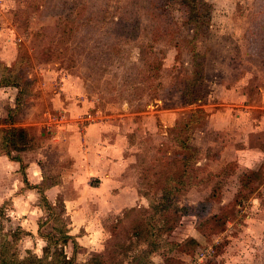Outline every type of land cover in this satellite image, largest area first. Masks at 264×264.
<instances>
[{"label":"rangeland","instance_id":"obj_1","mask_svg":"<svg viewBox=\"0 0 264 264\" xmlns=\"http://www.w3.org/2000/svg\"><path fill=\"white\" fill-rule=\"evenodd\" d=\"M203 1L209 25L193 39L182 0H0L19 84L0 95V110L16 106L15 124L32 136L27 160L41 158L39 175L67 172V140L89 123L121 124L122 145L132 139L138 154L126 204L118 191L82 181L78 196L66 183L65 218L78 245L65 251L78 262L102 254L110 264H131L155 222L171 242H199L187 244L192 253L163 246L156 264H264V178L242 190L240 181L264 160L257 150L264 147V0ZM161 202L165 209L156 208ZM11 203L0 206V239L13 241L21 257L41 256L54 223L40 226L45 213ZM230 204L224 227L207 222Z\"/></svg>","mask_w":264,"mask_h":264},{"label":"crops","instance_id":"obj_2","mask_svg":"<svg viewBox=\"0 0 264 264\" xmlns=\"http://www.w3.org/2000/svg\"><path fill=\"white\" fill-rule=\"evenodd\" d=\"M10 32L11 28H9V26L0 29V62L6 66L12 65L17 59L16 53H13V50L9 51L12 45L11 39L8 36ZM1 35H7V43L1 40ZM10 88L13 87L0 86V95L2 93L3 95H7ZM2 99L3 98H0V102L3 101ZM2 103L5 104V102ZM10 107L11 108H8L6 111L4 108L0 110V128L8 125L5 123V119L8 117L10 110L14 109L15 106ZM238 116L240 117V115ZM132 122L133 128L138 125L135 119H133ZM109 126L108 122L89 123L82 134L77 133V130L73 129L74 132H72L67 140L70 143L72 162L68 167L63 169L67 170V172L62 174L61 183L46 190V195L50 201H54L61 194L64 197L68 210L70 206L69 202L65 200V198H68L65 189L66 183H72V188L79 191L78 196H82L83 193L80 191L79 183L82 181L87 183L89 181L87 187H91V189H98L99 187L102 189L109 188L111 191H118L120 193H118L117 201L121 204L127 203L125 202L126 199L124 196L129 184V182H127V177L129 176L130 170H136L133 168L136 163L137 166H139V158L136 152H132L134 151L132 149L135 148L132 139H128L129 141L126 142L127 146L122 145V141L127 137L124 135V131H122L121 124ZM219 128L216 127L215 129L219 130ZM52 141L54 144L58 143V139H53ZM248 142H251V140ZM53 143L52 145H54ZM257 147L255 148H257L259 153L264 157V147L261 145ZM128 148L129 150L127 151ZM20 155L26 166L27 179L30 185H39L45 177L44 175H39V170H42L41 158L38 160L34 159V161L31 159L27 160L29 156L26 149L21 151ZM262 161L264 160L261 159L258 162L259 164L256 165L259 166ZM14 180L18 182L15 185ZM92 180H97V185H92ZM18 185H20L21 189H18V193H14L12 189ZM106 197H109V195H106L105 198ZM7 200H11L13 208L19 206L23 201L24 204L27 203L24 207L27 206L29 209L36 207L41 213H45L40 207V193L38 189L28 187L24 182V176L21 172V163L10 158L0 150V203L3 202L1 205ZM110 203L111 200L108 206ZM74 218L75 216H72V219Z\"/></svg>","mask_w":264,"mask_h":264},{"label":"trees","instance_id":"obj_3","mask_svg":"<svg viewBox=\"0 0 264 264\" xmlns=\"http://www.w3.org/2000/svg\"><path fill=\"white\" fill-rule=\"evenodd\" d=\"M185 8H186V17L187 22L194 26L195 34L193 39L198 37L199 31L206 30L209 25V14L202 15V9H205L207 2L203 0H182ZM201 5V6H200ZM2 66V65H0ZM3 72L1 73L0 86H16L18 87V82L15 81V78L11 74V67L3 64L2 66ZM20 94V92H19ZM195 99V98H193ZM17 104L19 105V95L17 96ZM16 107V106H15ZM10 110L8 117L5 119V123L8 124L5 127L0 128V150L7 154L10 158L15 159L21 163V172L24 176V182L28 187L37 188L40 193V207L43 209L47 218L40 222V226L42 223L53 222V230L55 233H49L43 235L47 240V244L43 248V254L40 256L34 252H28V254L24 257H21L17 250L13 241L8 239L6 236H3L0 239V264H110L104 255H96L90 262H78L76 256L69 257L65 251V246L69 242H73L74 246L78 245L76 241V237L70 233L68 222L65 218V214L67 213V207L64 199L58 198L56 202H52L46 195V190L52 186L58 185L61 183V176L52 177L49 179L47 176L44 177L43 181L36 186H31L26 174V166L20 154H14L13 152H21L26 149V146L31 141V135L28 130L24 127H19L15 124L14 113L15 108ZM202 111L201 109L197 110V112ZM196 117V116H195ZM188 164V163H187ZM181 180H177L175 178L174 182L175 187L174 190L178 189V186L181 187L182 179L184 180L183 174L178 175ZM264 178V161L255 169H249L241 176V190L247 189L248 186H252L255 184V181ZM185 181V180H184ZM254 187V186H252ZM172 191H168L171 193ZM166 195L164 197L166 198ZM215 193L213 192L212 196ZM164 202V201H163ZM161 202L157 205V209H165L166 205ZM204 204V203H203ZM154 205V208L155 206ZM205 205V204H204ZM229 210L221 211L220 213H214L210 216L207 222L215 223L220 227H224L232 215V211L234 209L233 204L229 205ZM152 221V219H150ZM153 222V221H152ZM143 231L144 227H140ZM175 226H170L167 228V231H172ZM204 233H207L204 228L199 226ZM163 228L159 227L155 222L153 224L148 222L147 228V237H146V248L138 251L133 256L131 264H156L153 260V255L160 251V248L163 246H169L171 248H181L183 251L187 253H192V248H188L187 244L189 242L194 243V245H198V241L195 238H190L184 244L171 242L163 235ZM142 232V231H141ZM26 233V232H24ZM143 233V232H142ZM15 242L21 238L20 234H14Z\"/></svg>","mask_w":264,"mask_h":264},{"label":"built area","instance_id":"obj_4","mask_svg":"<svg viewBox=\"0 0 264 264\" xmlns=\"http://www.w3.org/2000/svg\"><path fill=\"white\" fill-rule=\"evenodd\" d=\"M89 117H92V115L89 114Z\"/></svg>","mask_w":264,"mask_h":264}]
</instances>
